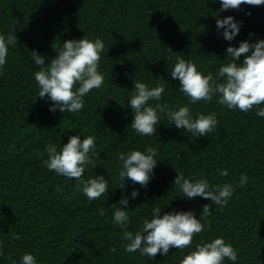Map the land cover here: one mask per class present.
Masks as SVG:
<instances>
[{"label":"trees","instance_id":"1","mask_svg":"<svg viewBox=\"0 0 264 264\" xmlns=\"http://www.w3.org/2000/svg\"><path fill=\"white\" fill-rule=\"evenodd\" d=\"M220 9V0H0V34L7 38L16 28L17 35L0 72V245L5 251L0 264H22L28 253L37 264H180L197 244L215 238L237 252L235 262L225 258L223 264H264V117L256 116L255 108L247 113L228 109L217 96L193 104L169 72L180 57L216 76L230 62L229 46L264 39V5ZM227 16L242 22L232 41L217 29V19ZM84 37L105 45L98 69L103 85L82 98V110L53 113V102L39 98L34 78L39 67L30 52L37 50L50 63L54 47ZM136 78L149 88L165 89L161 100L149 105L187 106L193 119L215 114V129L197 137L158 112L156 134L138 135L130 126L134 113L129 106ZM74 135L81 141L95 138L89 155L96 167L86 165L84 178L102 175L109 182L108 193L99 199L89 200L78 181L49 171L44 163L48 144L59 152ZM148 146L156 149L158 164L147 187L123 181L118 154ZM222 170L228 175L220 176ZM178 172L193 180L203 177L213 186L231 183L233 195L224 207L202 197L189 200L174 186ZM241 175L248 177L243 187ZM134 190L139 195L127 209L131 231L152 218L154 207L161 208V216L193 211L199 219L202 205L209 204L212 213L201 218L204 230L187 249L171 248L155 260L139 251L127 253L122 228L112 223V205Z\"/></svg>","mask_w":264,"mask_h":264},{"label":"clouds","instance_id":"2","mask_svg":"<svg viewBox=\"0 0 264 264\" xmlns=\"http://www.w3.org/2000/svg\"><path fill=\"white\" fill-rule=\"evenodd\" d=\"M213 3L216 0H212ZM220 11L239 9L241 5L261 6L264 0H220ZM251 15V13H248ZM242 22H237L233 16L217 19V29H223V37L232 41L240 32ZM251 35V34H250ZM17 43V35L9 34L7 38L0 34V72L6 63L9 45ZM104 43L97 38L91 41L84 37L79 40L64 41L62 46L54 47L56 56L46 63V57L37 50L30 52L31 59L39 70L34 73L35 81L39 87V98H47L53 102L50 111L55 113L57 109L64 113H76L83 109V97L93 89H99L104 82V76L99 72V61L104 50ZM172 51L171 48H169ZM230 62L218 69L216 76L207 75L197 70V66L191 61H185L177 57L171 67L170 77L180 82L179 90L190 102H211L217 96V103L225 105L228 109H239L241 112H249L256 109V116L264 117V39L256 42L241 41L239 47L229 46L226 50ZM242 63H237L241 57ZM222 78V82H221ZM78 86V87H77ZM134 91L129 101V106L134 113L131 128L140 136H152L156 134L157 125L160 123L159 113L166 114L169 123L176 128L185 129L188 133L197 137H203L211 133L218 121L215 114L204 115L193 119L187 106L178 110L170 109L165 104L156 103L149 105V101H160L165 89L163 85L149 88L137 78L134 80ZM95 138L85 137L82 141L79 135L69 138V142L63 145L58 152L54 144L46 146L48 159L44 161L49 171L57 175H63L69 179H75L82 185V192L89 200L99 199L108 193L109 182L104 176H95L85 179V166L91 164L96 167L91 159L90 150H94ZM156 149L148 146L145 151L131 150L120 152L118 160L122 162L120 178L131 180L134 184L147 187L151 174H153L158 161ZM220 176H227V170L220 171ZM248 177L241 175L240 186L247 183ZM174 186L183 193L182 197L195 199L202 197L210 200L212 205L224 207L232 197L234 186L231 183L211 185L203 177L193 180L186 178L181 172L175 178ZM122 184L120 188H124ZM139 192L134 190L131 196H124L116 204L112 205V223L122 228V239L127 243L123 245L124 251L132 253L139 251L141 255L155 260L157 254L167 256L171 248L179 250L189 248L193 238L204 230L201 218L211 215L212 205H202V214L198 219L193 211L166 212L161 216V208L152 209V218L145 219L142 227L137 231L128 229L129 200L135 199ZM120 205V207H117ZM99 216H105L103 208L99 209ZM210 228V225H209ZM14 239H19L14 236ZM115 253L117 249L111 248ZM5 255L0 245V257ZM225 258L235 262L238 259L237 252L231 244L223 238H215L211 242L199 243L195 250L181 259L180 264H223ZM15 264V261H13ZM22 264H37L36 258L31 254H24Z\"/></svg>","mask_w":264,"mask_h":264}]
</instances>
